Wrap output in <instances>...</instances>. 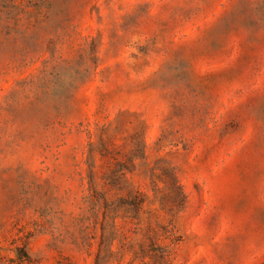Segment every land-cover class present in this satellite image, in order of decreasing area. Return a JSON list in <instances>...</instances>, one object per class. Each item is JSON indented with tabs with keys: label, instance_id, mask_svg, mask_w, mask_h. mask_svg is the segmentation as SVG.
<instances>
[{
	"label": "rangeland",
	"instance_id": "1",
	"mask_svg": "<svg viewBox=\"0 0 264 264\" xmlns=\"http://www.w3.org/2000/svg\"><path fill=\"white\" fill-rule=\"evenodd\" d=\"M0 264H264V0H0Z\"/></svg>",
	"mask_w": 264,
	"mask_h": 264
},
{
	"label": "trees",
	"instance_id": "2",
	"mask_svg": "<svg viewBox=\"0 0 264 264\" xmlns=\"http://www.w3.org/2000/svg\"><path fill=\"white\" fill-rule=\"evenodd\" d=\"M143 150L145 152V145H144ZM130 200H131V204L135 208H137L145 201V194L139 189H135L134 191H132Z\"/></svg>",
	"mask_w": 264,
	"mask_h": 264
}]
</instances>
